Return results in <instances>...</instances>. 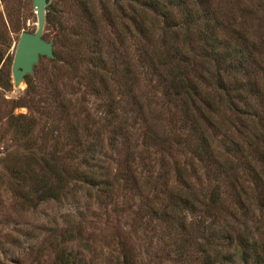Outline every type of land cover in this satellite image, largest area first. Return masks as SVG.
<instances>
[{
    "label": "trees",
    "instance_id": "obj_1",
    "mask_svg": "<svg viewBox=\"0 0 264 264\" xmlns=\"http://www.w3.org/2000/svg\"><path fill=\"white\" fill-rule=\"evenodd\" d=\"M227 2L75 0L69 53L54 49L51 60L98 99L97 111L82 106L72 119L56 84L54 100L68 116L70 158L82 147L66 168L72 182L83 180L105 207L137 197L132 212L167 220L180 260L195 250L191 264H264V233L240 227L250 205L264 212V41L225 18ZM55 163L42 198L61 194Z\"/></svg>",
    "mask_w": 264,
    "mask_h": 264
},
{
    "label": "rangeland",
    "instance_id": "obj_2",
    "mask_svg": "<svg viewBox=\"0 0 264 264\" xmlns=\"http://www.w3.org/2000/svg\"><path fill=\"white\" fill-rule=\"evenodd\" d=\"M224 7L230 10L226 19L236 21L253 40L264 41V0H228ZM75 9V0H49L46 7L49 16L45 13L42 35L65 59ZM150 20L146 15V25ZM35 28L31 0H0V264L194 263L199 252L191 250L190 259L180 260L172 251L174 237L167 220L149 210L143 217L132 212L137 197H114L116 206L105 207L106 199L95 197L83 180L69 179L66 168L79 159L82 147L70 158L68 116L54 100V85L64 100L70 98L74 120L81 119L85 106L97 111L98 99L73 74L58 68V59L46 55L25 74L27 80L14 82L11 65L19 34ZM54 163L64 171L61 194L42 198V183L54 182ZM116 165L112 160V170ZM197 173L204 182L203 168L199 166ZM222 196L231 205V197L224 191ZM249 207L240 220L246 228L240 227L261 239L264 212L259 216ZM193 213L187 212L188 217Z\"/></svg>",
    "mask_w": 264,
    "mask_h": 264
},
{
    "label": "water",
    "instance_id": "obj_3",
    "mask_svg": "<svg viewBox=\"0 0 264 264\" xmlns=\"http://www.w3.org/2000/svg\"><path fill=\"white\" fill-rule=\"evenodd\" d=\"M36 13V28L33 31L22 30L19 34L11 65L13 80L20 83L24 75L30 73L40 55L55 56L51 40L43 37L46 7L49 0H31Z\"/></svg>",
    "mask_w": 264,
    "mask_h": 264
}]
</instances>
